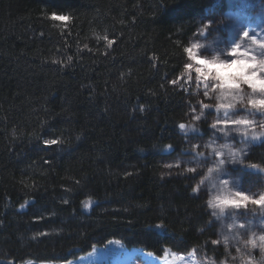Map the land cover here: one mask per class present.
I'll return each instance as SVG.
<instances>
[{"label": "trees", "instance_id": "trees-1", "mask_svg": "<svg viewBox=\"0 0 264 264\" xmlns=\"http://www.w3.org/2000/svg\"><path fill=\"white\" fill-rule=\"evenodd\" d=\"M221 5L0 0V264L67 261L112 239L226 257L194 177L165 167L191 133H211L208 78L185 49ZM259 142L246 161L264 168Z\"/></svg>", "mask_w": 264, "mask_h": 264}, {"label": "rangeland", "instance_id": "rangeland-1", "mask_svg": "<svg viewBox=\"0 0 264 264\" xmlns=\"http://www.w3.org/2000/svg\"><path fill=\"white\" fill-rule=\"evenodd\" d=\"M256 1L222 0L218 11L212 13L215 16V22L207 23L204 27L206 29L200 32L190 46L199 59L194 60L189 57V63L200 67L202 71L209 74L206 84L211 81L213 73H219L229 80L233 74L239 72L240 65L234 64L229 67L222 64L213 65L200 62L205 59H237L231 56V49L235 44L241 45V51L255 55L258 61L264 60V49H261L259 43H254L252 40L255 37L256 41L264 42V0H261L260 4ZM251 2H254V8L252 5L248 6ZM244 32H248L249 36L244 37ZM205 91L209 92L207 97L203 96ZM200 94L209 104V109L212 110L209 116L212 119V124L218 120H232L246 115L245 109L240 107L239 96L243 97L244 103L253 98H264L259 92L253 93L247 85H243L239 92L231 89L212 91L211 87L202 86ZM233 97H237V99L234 100ZM220 103H232L234 107L228 109L225 114L226 110L224 109L216 110ZM249 110H251L250 106ZM248 118L252 119L253 117ZM254 118L257 121L261 119L259 114ZM223 127L222 124H218L217 129H211L208 137H197L196 134L191 133L194 139L188 143V152L190 153L184 158L174 159L170 162L165 161V165H173L171 168L165 167L167 169L182 168L194 177L195 190L205 198L209 214L212 217V226L217 231V239L221 244H225L227 249L224 259L214 262L210 258L200 257L197 251L184 254L170 249H167L164 255L159 257L144 250L129 248L119 240H110L106 244L95 246L91 251L68 261H26L20 264H264V250H261L259 240V237L264 235V208L249 203L247 207L242 206L239 209L229 206L223 213H220L219 207L211 208L208 205V201L215 200L216 197L234 198L237 191H244L248 195L256 197L264 194V171L256 173L246 170L248 169L246 156L256 143L251 146L244 157L243 164L226 165L225 172L218 174L217 171H213L212 176L205 179L208 176L207 168L216 169L218 161L222 158L217 155V150H220L221 145L231 144L233 150L243 146L240 144V135L234 130L235 126L229 125L221 132L219 129ZM254 130L261 132L264 131V128L257 126ZM248 131L251 133L253 128L249 127ZM224 133H229V135L225 136ZM259 141L264 144V137L259 138ZM223 152V158H231L228 149H223ZM197 153H203V155L198 156ZM193 167L197 169L196 172L188 171ZM244 176L248 177L247 180L243 178ZM201 180H203L202 184ZM224 181H228V183L224 184ZM87 201H89V206L87 209L84 207L86 212L96 202L93 199H87ZM214 212L217 215H213ZM253 239L256 241L255 248L251 244Z\"/></svg>", "mask_w": 264, "mask_h": 264}, {"label": "snow or ice", "instance_id": "snow-or-ice-1", "mask_svg": "<svg viewBox=\"0 0 264 264\" xmlns=\"http://www.w3.org/2000/svg\"><path fill=\"white\" fill-rule=\"evenodd\" d=\"M53 20L58 21H64L67 19H70V17H65L62 15H58L56 13L52 14L51 17ZM244 37H248L249 33L244 32ZM107 39V37H105ZM254 43H259V47L261 49H264V42H258L256 41V38H252ZM109 43H112V41H109ZM188 56L194 60H198L199 58L194 54V51L192 48L185 49ZM231 56L236 57L237 59H214V60H203L200 61L203 64H222L225 66H232V65H240V70L238 73L233 74L232 77L229 80H226L225 77L221 76L219 73H213L211 74V81L207 84H205V88L211 87L212 91H216L218 89L223 90H235L239 92V90L242 88L243 85H247L248 88L251 89L253 93L259 92L261 96H264V60H257V57L255 55H251L247 51H241V45L235 44L231 49ZM189 68L192 67L191 64L188 65ZM196 72L199 73L201 76H204L207 78L208 73L205 71H202L200 67L196 68ZM175 83V81H173ZM209 95L208 91L203 92V96L207 97ZM233 99H237V97H233ZM238 99L240 100V107L244 108L246 111L245 116H241L239 118H235L232 120L224 119V120H218L216 123H213L211 125L212 129H217L218 124H222L224 127L220 128L219 130L221 132L224 131V128H227L229 125L235 126L234 130L236 133H238L241 137L240 144L243 145L239 149L233 150V146L231 144L225 143L221 145L220 150H217V155L222 157L216 166V169H213L211 167L207 168L208 176L205 177V179H208L212 176L213 171H217L219 174L220 172H225L226 165L231 164H243L244 163V157L250 150L251 146L254 143H257L259 141V138L264 137V131H261L259 133L255 132V127L264 128V98L260 99H250L247 101V103L243 102V97L239 96ZM204 109H208L210 106L207 103H204L203 105ZM249 106L250 109L249 110ZM234 105L232 103H220L217 106V111L220 109L226 110L225 114H227L228 109H232ZM194 110V109H193ZM255 110V111H252ZM259 114L261 119L257 121L254 117ZM248 117H253L252 119ZM200 116L197 115L195 117L196 120H200ZM249 127L253 128V131L250 133L248 131ZM180 129H185L186 125L181 123L179 124ZM225 136L229 135V133H224ZM43 143L45 145H55L58 143L57 140L54 139H48L44 140ZM197 147H199L197 145ZM223 149H228V154L231 157L223 158L224 152ZM198 156H202L203 153H197ZM173 165L168 164L166 167L171 168ZM251 168L254 169H260L261 171H264V168H260V165L258 164H250L248 165ZM188 171L190 172H196L197 169L195 167L189 168ZM200 183H203V180L200 181ZM228 181H224V184H227ZM67 203V201H65ZM251 203L253 205H259L262 208H264V194L256 196H250L244 191H237L235 192L234 198L230 197H216L215 200H209L208 205L211 208H217L219 207L220 213H223L227 207H233V208H241L247 207V205ZM89 206V201H84V207L87 209ZM213 215H217V213H212ZM148 227H165L163 223H160L159 225H148ZM241 227H244V225H241ZM260 240V248L261 250H264V235H261L259 237ZM213 243H218V241H213ZM225 243H227V240H225ZM252 247H256V241L253 239L251 241Z\"/></svg>", "mask_w": 264, "mask_h": 264}, {"label": "bare ground", "instance_id": "bare-ground-1", "mask_svg": "<svg viewBox=\"0 0 264 264\" xmlns=\"http://www.w3.org/2000/svg\"><path fill=\"white\" fill-rule=\"evenodd\" d=\"M243 178H245V179L247 180L248 177H247V176H244ZM245 182H246V181H245Z\"/></svg>", "mask_w": 264, "mask_h": 264}]
</instances>
